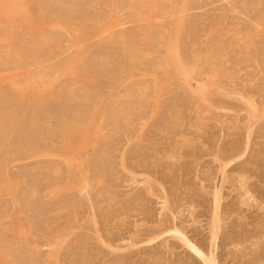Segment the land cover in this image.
<instances>
[{"label":"rangeland","instance_id":"rangeland-1","mask_svg":"<svg viewBox=\"0 0 264 264\" xmlns=\"http://www.w3.org/2000/svg\"><path fill=\"white\" fill-rule=\"evenodd\" d=\"M0 264H264V0H0Z\"/></svg>","mask_w":264,"mask_h":264}]
</instances>
